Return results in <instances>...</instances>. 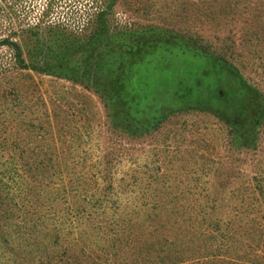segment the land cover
<instances>
[{"label": "trees", "instance_id": "16d2710c", "mask_svg": "<svg viewBox=\"0 0 264 264\" xmlns=\"http://www.w3.org/2000/svg\"><path fill=\"white\" fill-rule=\"evenodd\" d=\"M115 1L88 0L83 28H72L50 20L57 0H47L36 20L26 0H0V48L12 49L14 66L92 87L108 109L107 131L123 137L106 142L102 126L73 131L55 124L51 110L28 105L22 87L3 84L12 68L0 69V264H263L261 175L251 178V188L226 193L225 181L210 176L208 164L196 178L199 190L190 191L191 204L180 206L179 193L153 188L161 176L150 174V163H140L132 152L134 140L194 111L224 121L234 145H254L264 117L263 92L199 34L157 27L112 34ZM41 28L51 32L50 43L49 37L39 43ZM25 34L35 47L30 62L14 39ZM156 54L165 63L175 58L182 68L184 54H191L195 72L164 88L149 87L150 64L160 62ZM210 65L233 78L231 100L230 87L216 84L211 68L209 80L201 74ZM225 199L234 203L227 213Z\"/></svg>", "mask_w": 264, "mask_h": 264}, {"label": "rangeland", "instance_id": "374dc122", "mask_svg": "<svg viewBox=\"0 0 264 264\" xmlns=\"http://www.w3.org/2000/svg\"><path fill=\"white\" fill-rule=\"evenodd\" d=\"M26 2L34 6L29 16L36 20L43 12L47 0ZM87 2L88 0H57V10L49 18L51 21L72 25V28H83ZM111 18L112 34L122 33L121 30L126 28L127 31L134 32L146 27H157L174 35H201L212 50L240 66L249 83L259 88L264 95V0H116ZM8 21L10 20L4 22ZM38 37L39 43L43 44L45 37H49L50 43L52 35L49 30L41 28ZM14 39L21 42L24 57L30 62L31 54L35 51L34 42L27 34ZM184 55L186 58L181 62L186 67L182 68L173 63L177 61L175 58H168L165 63L156 54L155 57L160 62L150 64L154 66V73L147 75L153 79L148 81L149 87L156 83L157 87L160 84L164 88L171 79H184L191 74L190 70L195 72L196 61L189 59L191 54ZM13 61L12 49L8 46L1 47L0 69L6 66L12 68L11 75L7 80L3 79V84L22 87L28 96V105L43 112L45 109L51 110L55 124L73 131L84 124H96L95 126L103 128L102 140L109 142L123 139L120 134L107 131L108 109L100 94L92 87L74 79L40 74L30 69L21 70L14 66ZM210 68L216 84L221 82L227 89L230 87L228 97L231 100L233 90L236 89L233 78L221 67L218 66L216 72V68L210 65L201 69V74L208 80L210 78L206 71ZM168 91L174 94L170 89ZM182 122H186L183 127ZM225 124L213 114L202 111L173 118L162 123L153 133L154 129L149 131L146 137L134 140L133 157L139 158L142 164L150 163L147 168L150 174L161 176L160 182L153 184L154 189L170 194L179 193L176 201L180 206L191 204L190 191L199 190L196 178L205 174L208 164L213 165L210 176L218 175L220 180L225 181L223 191L226 193L247 186L251 188L250 180L254 175H261L264 180V117L257 125L259 139L251 146L234 145L230 127ZM41 131L45 132L46 129ZM145 187L151 185L146 183ZM227 200L221 201V205L228 204L223 210L226 213L230 212V206L234 204L231 199ZM76 202L73 204L76 205ZM258 252L264 257V247Z\"/></svg>", "mask_w": 264, "mask_h": 264}]
</instances>
